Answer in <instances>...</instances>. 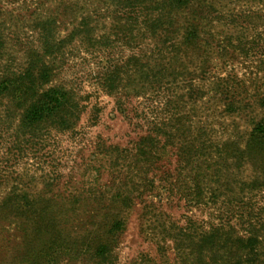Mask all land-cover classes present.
<instances>
[{"label":"trees","instance_id":"16d2710c","mask_svg":"<svg viewBox=\"0 0 264 264\" xmlns=\"http://www.w3.org/2000/svg\"><path fill=\"white\" fill-rule=\"evenodd\" d=\"M88 1L64 35L55 17L37 20L29 48L8 47L19 40L0 23L6 162L53 133H76L84 100L59 75L79 49L97 55L96 86L116 112L146 131L130 147L99 141L96 177L76 190L62 191L53 174L40 190L34 178L0 174V264H118L136 207L160 259L169 250L173 264H264V218L248 199L264 192V96L230 69L264 55V0ZM150 95L160 97L154 119L130 106ZM160 191L207 219L172 223L150 200ZM128 264L158 263L140 254Z\"/></svg>","mask_w":264,"mask_h":264},{"label":"rangeland","instance_id":"374dc122","mask_svg":"<svg viewBox=\"0 0 264 264\" xmlns=\"http://www.w3.org/2000/svg\"><path fill=\"white\" fill-rule=\"evenodd\" d=\"M87 2L89 1L0 0V23L5 25L4 29L9 39H18L20 43L7 42V46L15 48L35 46V34L32 27L37 20H43L50 16V18H56L57 30L60 35H64L70 28V17H81L86 13L89 6ZM64 7L66 11L63 10ZM250 8L254 9L255 4ZM242 10L247 9L243 6ZM252 38L248 33L249 41ZM261 51H255L245 59L240 57V60L230 65V69L245 81V87L249 94L255 92L253 88H257L259 94L262 93L264 96V55ZM91 54L93 52H83L82 49L73 51L66 57V63L62 66L59 75V79L75 89L76 93L84 100L81 104L85 106V110L76 126V133L73 135L53 133L51 137L44 139L41 143L34 142V145H30L21 152V157L19 156V160L13 165L6 162L4 141L0 138V174L14 173L13 175L34 178L38 183L33 185L32 189L36 187V190L42 189L39 179L53 174V177L58 178L59 188L62 191L76 190L96 177L98 158L100 157L96 159L97 152L95 151L99 141L103 140L106 144L124 148L130 147L132 142L144 135L146 127H141L142 122L139 118L137 116L134 118L130 114V117H133L130 122L128 119H124L116 112L113 99L97 88L95 74L98 72L96 64L98 57ZM261 60L262 64H260ZM253 82H255L254 86ZM159 98L156 99L155 96L150 95L148 101L137 99L133 102L132 100L130 106L149 119H154L158 117V107L161 105L157 101ZM161 101L164 102L165 99L162 98ZM93 117H95L94 122L91 120ZM163 162L169 164L165 168L171 171L174 163L173 158ZM244 174L249 176V170L245 169ZM164 193L160 191L158 195ZM248 199L264 218V192L254 191L248 195ZM150 200L155 203L157 208H161L166 219L176 225L182 223L184 216L192 217L197 221L207 219L202 210L182 208L183 204H178L177 196L165 194L161 196L160 201L153 197ZM139 215L140 207H136L127 217L126 229L120 237L117 250L118 264H128L140 254L149 255L158 264H173L174 256L171 251L168 250L160 259L155 246L143 239L139 230ZM1 257L2 260L5 258L3 255Z\"/></svg>","mask_w":264,"mask_h":264}]
</instances>
